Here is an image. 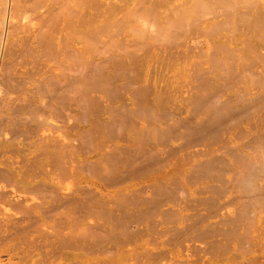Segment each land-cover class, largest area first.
<instances>
[{"label": "bare ground", "instance_id": "1", "mask_svg": "<svg viewBox=\"0 0 264 264\" xmlns=\"http://www.w3.org/2000/svg\"><path fill=\"white\" fill-rule=\"evenodd\" d=\"M91 2L94 3L93 1ZM236 2H238V0H235L234 4ZM88 3H90V0H11L8 15H6L7 10L5 8L0 14V264H132L131 260L121 257L120 251L116 252L111 250V246L107 245L109 241L108 239L105 240L99 236L96 230L99 227L102 228V221H87V214L84 210L79 209L78 212L76 207H71L69 203L76 202L86 204L89 201L92 204H96L95 201H97L98 203L101 202L100 204L103 205L106 210L110 208L114 209V211H121V214L125 215L126 213L127 215H130V213L125 211V206L129 200L132 201V186L127 185L126 188L130 189V192H126V189L120 184L126 179L125 175L131 178L132 170L134 174H138L144 170L147 172L144 176H147L148 173H150L149 171H154L153 174H157L162 170L165 172V175L162 176L171 177L170 183L172 186L174 185V187H177L176 184L179 183V188L183 187L186 189L191 184L190 182H192H189L191 170L190 172L188 171L190 176L184 180V184L176 182L178 179L175 178L176 175L181 174V171H184L181 169L185 167L186 164H190V167L194 166L195 168L198 166L197 170L194 168V170H196L195 172L198 170L201 171L202 168L201 165H199L201 163L198 161L200 160L198 158H200L201 155H205V159L207 157L206 160L208 161L207 163L205 160L206 164L202 162L203 160L201 161L205 164V166L202 165L204 169H206V166L209 167L207 164L212 165V162H218L219 164L222 161V158H224L221 156L223 154H219L220 156H218L217 153L212 154L214 150L222 148V151H227V145L231 142V140L243 142V140L246 139L244 138L246 135H248L247 139L252 140V138H249V135L251 136L252 134L249 133L259 127L261 128V126L264 125V85H262L264 75H261V78H263L262 81L258 79V76L257 80L256 76L252 74L254 72L256 74L254 67H258V65L259 69H256L259 70V73L257 72L256 75L261 74V62H264L262 49V56L257 55L259 52L255 51L259 50L257 48L256 50L251 43L250 45H252L255 50H252L253 48L249 50H251V53H255L256 55H253L254 58H250L248 57L249 55L245 54L250 47L248 44L249 42L247 43L248 45L246 44L247 41H244L246 46H243V44L241 45L242 48L245 47V49H247L244 51L240 50L242 48L237 47L236 43L235 46L227 44L229 45L228 47H230V50L227 45L225 46V44H220L223 47H220L217 44L219 48L215 44V47L213 48L217 47L215 50H217L218 53L221 50H224V48L229 50L224 54L226 55L225 57H229H218L223 60H218L216 63L217 60L215 62L213 60L215 59L213 53L206 56V58H204L205 60L203 59L204 56H202L204 53H200L202 54L200 55L202 56V59H200L202 61L197 62L199 60L198 59L197 61L192 62L188 60L189 58H187V62H190L187 66L190 67H187V70H185L184 68H179L178 64L179 60H183L185 57L186 50H180L182 52H175L173 49L174 43L173 45L169 43L165 44L162 40H159V43H157L158 41L154 39L153 43L156 42L155 44H158V48L160 47L159 49L162 51L160 56L156 55V52H154L155 54L149 53L146 48L147 52L144 50L145 54L143 53L144 56L146 55L145 57H135V59L133 57L132 60V48H127L129 46L126 47L123 45L124 48L121 49L122 45L119 47L117 45V49L114 47L115 45L112 47V41H107V39H105V41L104 39L101 42L99 41L101 40L99 37L104 34V37L107 36L106 38H109L110 33L107 32H110V30L107 31L108 28H104L100 33L90 31L91 27L95 25L93 21L94 19L97 20V16H93L94 19L92 20L90 18L91 21L88 20V17L85 14L88 8H90L89 5L91 3L89 5ZM96 3L98 4L97 1ZM99 4L101 5V3ZM240 4L242 5V3ZM96 5L92 6L96 7ZM84 6L87 9H85ZM251 6L253 5H249V7ZM240 8L243 7L240 6ZM246 10L249 11L247 8ZM223 12L226 14L225 15L223 13L225 18L222 16L225 21L222 20L221 23L220 19L222 18H220L218 20L220 23L217 24V26L214 25L216 26L214 29L211 26L212 28H209L210 31H207L211 32L213 29V33L219 32L224 35L222 31L227 32V30L229 31L231 28V32L233 33L235 30H240L241 32L243 31L242 33L245 34V36H248V38H245L244 40L249 41L250 39H253L255 40V43L253 44L257 43L260 47H264V36H256L255 34L256 31L258 32L261 30V33L263 32L261 28L264 27V23H259L260 21L256 22L257 19L254 21L251 16L253 15L251 10L249 11L251 15L249 13L248 15L252 17V20H250L251 17L247 14H245L247 16H239V14L235 16L234 14L231 15L232 17L230 18L231 13L227 11ZM220 15H222V13ZM6 17L8 18V21H6L7 27H4ZM248 17L250 18L248 19ZM215 21L218 23L217 20ZM193 26L196 28V25ZM193 26L191 27L190 25L188 27L189 29L185 28V26L184 28L188 30L185 33L187 34L190 32L189 34H191V29H194ZM180 29L182 30L183 28H179L178 30ZM199 29H197V31ZM181 30L176 32L177 36L174 33V36L177 38L182 35L181 38L185 39L183 36L186 34L183 33L184 35H178V32L182 33ZM202 31L203 30H201V32ZM169 32L170 36H172L171 34H173V31L172 33L171 31ZM101 33L103 34L101 35ZM233 33V36L231 37L232 39L235 37ZM193 34H195V32H193ZM200 35L204 38L203 34ZM230 35V32L225 33V37L223 39L228 40ZM88 37H92L91 40L94 37L96 40L98 38L97 43L99 44L100 42V47H98L99 45L94 46L97 43L92 45L88 42ZM171 38H173V36ZM176 38H174L175 40H171L175 41V45L177 44ZM193 39L196 42L194 37L192 40ZM180 41L181 39L178 40V42ZM228 41L229 43L232 42L231 40ZM106 42H108V44ZM195 42L191 41L190 44L194 43L192 44L194 46L198 43ZM92 43H94V41H92ZM110 43L111 45L109 46ZM155 44H153L154 47ZM198 44H200V42ZM150 45L153 47L152 44ZM193 46L191 47L194 49ZM197 46L200 47L199 45ZM204 46L206 47L208 45ZM198 47H195V49ZM192 48L191 50H193ZM200 50L202 49L200 48ZM236 50L237 52H235ZM242 54L246 55V57L244 58V55L242 56ZM232 56H235L233 57V60H231ZM236 57H241L240 59L242 61L240 60L239 62H242V66L245 65L246 70H249L250 65L252 66L250 71L254 70V72L251 71L249 73H251L253 77L255 76L257 83L254 82L255 79L252 76L253 81L251 82L253 83H248L250 77L246 82L244 74H246L248 70H245V73L239 76L238 72H234L235 74L233 73L232 76H226L229 79L228 80L226 77L223 79V76H225L223 75L225 74L223 71L225 69H220L223 74L220 75L222 78L219 76V73L216 72V69H218L216 66L219 65L218 63L222 62L225 65L224 62L227 63L228 58H230L232 63L233 61L236 63L239 59H236L237 61L235 62L234 58ZM225 59L227 60L225 61ZM135 60L136 63L135 65L133 64V66H136L134 70L136 73L133 74L132 62ZM111 62L114 64L112 65L114 67L113 73H111V76H107V78H105L102 74L104 71L103 69H106V67L109 66L108 64ZM161 63L164 64V67H157L158 64L160 66ZM240 63H238V65H240ZM115 64H118V70L120 71L114 73L116 68ZM215 64L218 65L214 66ZM126 65L129 67L127 69H123ZM224 65L222 67H224ZM174 67L176 69H174ZM218 67L222 68L221 65ZM232 68L235 70L234 67ZM240 68L241 66L239 69ZM229 76L234 78V80L232 78L230 79ZM108 78L116 81V87L119 89L118 91L120 93H118L119 96L126 93L128 96V100L126 102H122L120 97L116 99L109 95V89L106 85L108 80L105 82ZM147 82H150V85ZM134 84L138 85V88L134 87L135 90L132 89ZM177 84H179V88ZM175 94H177L180 98L179 101L170 103L169 99L176 96ZM198 94H200L201 97ZM196 96H199V98H196ZM132 97L133 99L135 98V100H133ZM215 97L217 99L216 103V100L214 101ZM218 99L220 102H218ZM196 102L202 104H198L199 106H197ZM191 105H193V107H191ZM185 107L190 108L189 110H186L187 114H189L192 118H198L201 125L202 123L207 126L211 124L208 129L213 126L212 128L214 129V133H212V129V132L210 133L204 131L205 135L209 137L198 138L196 140L194 139V146L192 145L193 142L189 141V139L188 141L192 142V146L188 143V141L183 140V143L180 142L182 145H179L186 151L178 146L177 148H179V150L181 149L182 152L178 154L179 150H177L176 147H174V149L172 147L167 149V145L169 146V141H171L168 137L172 134L174 135V137L172 136L173 138H171L172 140L174 138H178L177 140L181 139L182 134H180V136L179 133L183 132H179V126H182V123H186L181 119V114H185ZM216 110L219 112L222 111L223 113L225 112V115L227 116L228 114L231 115V120L226 118L223 121L224 116H221L222 118H220L221 114L219 112L218 114ZM169 111L175 113V116L173 117L174 114L172 113L171 117ZM211 113L216 116L209 119L212 115ZM208 114H210L209 117ZM140 115L142 116L140 117ZM217 115H219L218 119L216 118ZM115 121L116 123H120L118 127H122L120 133H118L116 129L112 130L113 126L109 125L113 124ZM88 123L89 128H87ZM219 125L221 126V129L218 128L219 130H217V128H214ZM193 127H195V125ZM176 128H179L177 136H175L176 133H174ZM188 132L189 131H187V133ZM253 134L255 135V132ZM160 135L163 137L160 138ZM256 137L257 136H255V139ZM182 138L185 139V136ZM255 139L252 141H255ZM259 140L262 139L260 138ZM259 140L257 141L256 139L257 142H259ZM180 141H182V139ZM252 141H250V143ZM245 142L247 143V141ZM259 143H256L257 145L255 143L254 144L256 147H261L263 142L258 145ZM195 145L196 148L198 145H201L204 150L199 147L196 151L195 148L193 150H191L192 148L188 149L190 146L195 147ZM252 146V148H256L254 145ZM160 149L164 152L167 149V151L165 154L163 153L161 155V152H159L161 151ZM255 150L253 152L257 153ZM262 150V152H264V149ZM132 151L139 152L141 157L132 158ZM262 152L259 153L258 156L262 155ZM143 153H146V155ZM214 154H216V156ZM167 155L168 157L172 156V158H170L175 160V163H172L173 165L171 167H168L169 163L167 165L169 160L171 164V159H168ZM237 155L236 158L233 159L234 155L232 154V160H237ZM258 156L256 155V157ZM229 157H231V154ZM241 157L240 159L243 158ZM263 157L261 156V158ZM259 158L260 157L256 159ZM240 159L238 158L236 162ZM225 162L226 160L224 163ZM240 162L241 161H239V163ZM195 163L198 164L195 165ZM224 163L222 164L221 162L222 166H224ZM226 163L228 164V162ZM121 165H126L128 169L120 172L118 168ZM225 166L232 169L233 173V167L231 168L228 165ZM190 167L189 169L193 168ZM199 167L200 169H198ZM227 167L224 168L226 171L223 170V173L228 171V173H231L230 169H226ZM218 169L221 168H217V170ZM249 169L253 170L254 168H248V171ZM204 171L210 173L208 170ZM204 171L202 169L203 173H200L203 177H200L199 175L201 179L207 177L206 175H209L204 173ZM245 172H247V170ZM216 173L218 172L216 171ZM225 173L222 175L224 176ZM211 174L210 178L212 176ZM241 174L239 175L243 177V174ZM222 175H220L221 177L219 176L220 179H222ZM185 177H188V175ZM193 177H195V175ZM193 177L190 180L196 182L197 180ZM252 177L253 179L256 178L255 180L260 179L259 175L258 177H254V175H252ZM196 178L198 177L196 176ZM208 178H206L207 181ZM262 178H264V176ZM215 179L216 178L213 177V180ZM253 179L252 181L247 179L249 181L248 184L254 182ZM88 180L96 181L99 185H101L100 188L106 189L105 197L102 198V201L95 200L93 195L96 190L88 185ZM222 180H215V184L218 182L225 183L224 181L226 180ZM240 180L243 179L241 178ZM231 182L229 183L232 184ZM223 183H220V186L223 187ZM215 184L213 185L215 190H211H214L216 195H218L219 192L217 191V193L216 190L218 189L222 192L221 189L223 188L221 187L219 189ZM232 185L234 186V184ZM209 186H212V184ZM254 186L253 188L246 190H244L243 186L242 192L240 190L242 194L239 192V194H241L239 196H249L251 198L253 195V197H258V194L264 192V182L259 183L255 187ZM174 187L169 189V192L167 188L161 187L147 193L150 198V211L152 213L159 207V203H155L154 200H152L155 195L154 193H157V195H166L168 198L173 199V202L175 203L174 213L176 212V215L173 217V213H168V217L170 214L173 219L172 217L167 218L166 215L165 217L167 221H164L163 218L165 217H163L162 219L160 218L161 223L167 222L165 224H168L170 219H172V224L173 222L178 223L181 221L182 217H180V214L178 213H183L180 204L184 201V199L181 201L178 197L176 199L174 195L182 188L179 189L177 187L179 189L178 190ZM228 187L229 185L224 187V190L227 188V192H224L223 190L224 194H222L223 192L220 193L222 196L219 194L221 197L219 196L220 198L218 200L217 198H214L215 200L213 199V201H211L212 204L209 200H212L213 197L210 196L212 198H207L208 202L211 204H209V208L211 207V213L221 217L224 222L227 221L225 217H229L231 214L230 213L224 217L223 215L226 213H224V211H231L229 208L233 203V198L238 196V194L237 196L229 194ZM174 190L177 191L175 192ZM187 190V193H184L186 190H182L184 193H182V196L186 194L188 195H186L187 197L185 196L186 198L193 196L197 191V189L191 188ZM243 197H237L236 200L238 199L237 201L244 202V198L248 199V197ZM255 199L252 198L253 202L251 203L254 205L249 204V207L255 206V203L258 201L256 200V202H254ZM258 202L256 204H258ZM96 206L99 207V204ZM252 208H250V211ZM247 209L248 207H246V210L244 208L245 212H249V209ZM243 212L244 211L242 210V215L244 214ZM239 213L236 217L241 215L240 211ZM252 213H256V211H251L249 215L248 213L246 215L250 217V214L252 215ZM118 214L116 213V215ZM106 215L109 216L108 214ZM260 216L262 215L260 214ZM236 217H230V219L233 220V218ZM230 219L227 221L228 223L230 221V224L234 222L233 225H235L238 222H231ZM241 219L239 220L241 221ZM199 220L200 221L198 222H203V220ZM248 220L252 222L253 219L248 218ZM261 220H263V218ZM250 221L248 222V224L250 223L249 225H251ZM170 222L168 224L169 226L171 225ZM263 223L264 222H262V224ZM187 224L184 225L187 226ZM198 225H200V223H198ZM183 226L180 228L182 229L181 232L185 231V229L192 228L190 226H188L189 228H185L184 226L185 229H183ZM207 226L204 227L206 228ZM172 227L174 226H170V231L176 230L174 228L177 226L174 228ZM180 229H177V231L179 232ZM207 230L209 231V229ZM208 231L206 233H208ZM160 232L162 231L160 230ZM171 232L170 234H172ZM178 232L174 234H179L180 236L181 232ZM210 232L212 231L210 230ZM164 233H167V230L160 233L162 235H159L158 237H160V239L166 238L163 235ZM206 233L205 235H202V237L195 234L194 236H197L198 238L201 237L199 238L200 241L203 236L206 237ZM183 234L184 233L181 235L183 236L182 239L187 233L185 232V234ZM214 234L215 233H213V235ZM165 235L168 237L169 234ZM233 235L235 236V233ZM242 235L243 234H241V236ZM260 235H262V233ZM110 236V239L118 238L117 234H112ZM152 236L154 237L153 234ZM169 236V238L172 239L171 235ZM187 237L184 238L185 244ZM205 237L203 239H205ZM255 237L257 238V235H255ZM155 238H157V236ZM169 238L166 239L169 241ZM166 239L164 242H168ZM171 239L170 241H173ZM190 239L191 238H189V240ZM246 239L247 237L244 240ZM248 240L246 241L249 244L251 239L249 238ZM197 241L198 240L194 241L196 242V244L194 243L195 245L199 243ZM240 243L241 241L239 242L241 247V244H244V242ZM181 244H183V242ZM190 244H193V242ZM224 244L225 243L222 245L224 246ZM183 245H180V247H183ZM184 247L186 248V245ZM188 247L189 245L187 248ZM240 247L239 249L245 247V244L243 247ZM192 248L190 250L193 251L194 254L197 253V251L194 252ZM182 249L185 250L184 248ZM193 249H195V247ZM223 250L224 251L221 249L223 253H226L225 249ZM226 250L228 252L230 251L228 248ZM188 251L189 249H187V252ZM195 255L192 254V256ZM192 256L190 255V257ZM185 258L187 259L188 256H185ZM252 258L254 259V257Z\"/></svg>", "mask_w": 264, "mask_h": 264}, {"label": "rangeland", "instance_id": "2", "mask_svg": "<svg viewBox=\"0 0 264 264\" xmlns=\"http://www.w3.org/2000/svg\"><path fill=\"white\" fill-rule=\"evenodd\" d=\"M91 1H93L94 3H92ZM96 1L98 2V4L96 3ZM220 1L225 3V4L221 3ZM234 2H235V0H234ZM234 2H233V0H230V1L229 0H209V1L208 0H170V1L169 0H90L91 4L88 3V5L90 4L91 6L89 5L90 8H88L87 12L85 10V12H86L85 14L88 17L89 21L94 19L93 16H97V20L94 19V21H93L95 23V25L93 24L94 26L91 27V30L89 29L90 31L95 32V33H100L104 28H108L107 31L110 30V32H107V33H110V35H111V36L109 35L110 39L106 38L107 36L104 37L105 34L102 35L103 33H101L102 36L99 37L101 39V40H99L100 42L103 39H104V41H105V39H107V41H110V42L112 41V44H113L112 47L115 45L114 47L117 48V45H118V47L120 45H122L121 49L124 48V46H126V47L129 46L127 48H132V60H133V57H134V59H135V57H137V58L145 57L146 55L144 56V54H145L146 48H147V51L149 53L156 52V55L160 56L162 54V51H161V49H159L160 47L158 48V44H155L156 43L155 41H154L155 43H153L154 39H156L158 41L157 43H159V40L160 41L162 40L165 44L169 43V44L173 45V43H174V45H175V41H174L175 39L174 38H176V37L174 36V33L176 34L177 31H180L181 29L178 30L179 28H183L181 30L182 33L178 32V35L179 34L181 35L183 33L186 34L185 32L188 31L185 28L189 29L188 27L190 25H191V27L193 25H196V28L193 26L194 29H191V31H192L191 34H189L190 32L187 33L186 35L183 34L184 35L183 37H185V39L181 38L182 35L180 37H177L176 38L177 39L176 40L177 44L175 46L173 45V49H174L175 52H179L180 50H182V51L186 50L185 51L186 52L185 57L183 58V60H179L178 67L179 68H184L185 70H187V67L188 68L190 67V66H187L188 63H190L189 61L194 62V61H197L198 59L199 60L197 62L202 61V60H200V59H202V56H204L203 57V59H204V58H206V56H208V55H210L212 53H213V55L215 57V59H213L214 62L217 60L216 61V63H217L218 60L219 61L223 60V59H219V58H221V56H222V58H224L226 56V55H224L225 52L230 50L229 49L230 47H228L229 45H227V44L235 46V43H236L237 47H241L242 48L241 45L243 44V46H244L245 45L244 43L247 41L246 44L248 42H249L248 43L249 45L252 43L253 47L255 49L257 48L259 50V51H255V52H259V54L257 53V55H261L263 53L262 55L264 56V47L263 46L260 47L257 43L253 44V43H255V40H253V39H250L249 41L248 40H244L245 38H248V36H245V34L242 33L243 31L241 32L240 30H238V31L235 30V32L233 33V32H231L232 28L229 29V31L227 30V32L231 33V35L228 38V40L232 41L231 43H229L228 40H224L223 39L225 37L224 36L225 33H227L226 31H222V33L224 35H222L219 32H215L216 34L212 32V30L217 26V24L220 23L218 20L220 18H222V16H223V18H225V16L223 15V13L225 14V12H223V11H227V12L231 13L230 14V18H231L232 17L231 15H234V14H235V16H237V14H239V16H244L245 14L248 15L249 11L251 10V13L253 15H251L250 13L249 14L253 17V20L255 21L257 19L256 22L260 21L259 23H264V20H263L264 19L263 18L264 17V0H238V2H236L235 4H234ZM255 2H258V3H255ZM99 3H101V5ZM240 3H242V5ZM10 4H11V0H6V1L5 0H0V14L3 12V10L5 8L7 10V12H6L7 14L6 15H8V11L10 9ZM96 4L99 5L100 7L97 6ZM92 5H96L97 8L95 6H92ZM204 5H205V7H204ZM217 5H219V6H217ZM239 5L241 7H243V8H240ZM249 5H253V6L249 7ZM85 6H87V5H85ZM85 6H84V8H85ZM92 7H93V9H92ZM94 8L97 9V10H95ZM246 8L249 9V11H247ZM255 8L260 9L261 11L255 9ZM85 9H87V8H85ZM226 9H228V10H226ZM204 10H206V11H204ZM252 10H253V12H252ZM240 11H243L244 13L240 12ZM220 12L222 13V15H220L221 14ZM127 13H129V14H127ZM247 15H245V16H247ZM250 15H248V16H250ZM250 17H248V19ZM252 17H251L250 20H252ZM90 18H91V20H90ZM223 18L220 19L221 23H222V20L225 21V19H223ZM215 20H217L218 23H216ZM6 21H8L7 17L5 18L4 27H7V22ZM214 25H216V26H214ZM211 26L213 27V29L211 30V32H209L210 31L209 28ZM197 29H199V30L197 31ZM261 29L263 31L262 32L263 34L261 33V30L259 29L260 31H258V32L256 31L257 33L255 32L256 36L257 35L258 36L259 35H263L264 36V27L261 28ZM183 30H184V32H183ZM201 30H203L202 32H204V33H202ZM207 30H209V31H207ZM169 31H171V33L173 31V34H171L173 36V38H171L172 36H170V32ZM193 32H195V34H193ZM197 32H199L200 34H203L204 38H202V36L199 33H197ZM232 33L235 36V37H233V39L231 38L233 36ZM192 34H193V36H192ZM176 36H177V34H176ZM199 36H201V37H199ZM193 37L195 38L196 42L194 41V39L192 40ZM91 38L88 37V42H90L92 45H94V44H96L98 42L97 41L98 38H97V40L95 39V37L92 40H91ZM172 39H174V40L171 41ZM180 39H181V41L178 42V40H180ZM182 39H183V41H182ZM189 40H191L192 42H195V43H197V42L199 43L200 42V44H202V45L197 43V44H195L193 46L192 44H194V43L190 44L191 41H189ZM92 41H94V43H92ZM209 41H210V43H209ZM100 42H99V44H100ZM106 43L108 44V42H106ZM183 43H184V46H183ZM99 44L97 43L94 46H97ZM129 44H131V45H129ZM150 44H152L153 47H151ZM153 44H155V47H154ZM215 44H216V46L219 45L220 47L222 46L220 44H223V45L225 44V46L227 45L229 50H226L224 48L225 51L224 50L220 51L218 49L221 52V53L220 52L218 53L217 50H215L217 47L213 48V47H215ZM110 45H111V43L109 44V46ZM172 45H171V47H172ZM197 45H199L200 47H198ZM204 45H208V46L205 47ZM252 45H250L251 48L250 47L248 48L249 52L246 51V53H245L246 55H249L248 57H250V58H254V56L256 55L255 53H251V50H249V49L253 48ZM156 46H157V48H156ZM191 46H193L194 49ZM219 46H218V48H219ZM98 47H100V45ZM190 47L193 50H191ZM195 47H198V48H196L197 50L195 49ZM150 48H151V50H150ZM200 48L203 51L200 50ZM254 48L252 50H255ZM261 49L263 50V52H262ZM240 50L244 51V50H247V49H245V47H244V48H242ZM182 51H180V52H182ZM195 51H198V52H195ZM212 51H214V52H212ZM118 52H121V51H118ZM157 52H158V54H157ZM189 52H191V53H189ZM235 52H237V50ZM252 52H254V51H252ZM200 53H204V54L202 55ZM194 54L196 56V60H195ZM198 55L199 56L202 55V56L199 57ZM243 55L244 54H242V56ZM246 55H244L243 57L245 58ZM227 57H229V56H227ZM227 57H225V58H227ZM233 57H235V56H232L231 60H233ZM137 58H136V60H137ZM187 58H189L188 62H187ZM191 58H192V60H191ZM240 58L241 57L234 58L235 62L237 61L236 59H238V62H236V63H234V61L232 63L230 58H228V62H227L228 64L226 62H224V61L223 62L225 63V65L222 62H220L221 64L218 63L219 65H221V67L224 65V67H222V68L218 67L219 66L218 64H215L214 66L218 65V66H216L218 68V69H216V72L219 73V76H220V75L223 74L221 70L225 69L223 71L225 73V74H223V75H225V76H223V79H225V77L228 76V75L232 76V74L234 72H238V76L244 74L246 69H245V65L242 66L243 65V64L241 65L242 62L241 63L239 62L241 60ZM136 60L132 62V66H133V64L135 65ZM226 60L227 59H225V61ZM238 63H240V65H238ZM202 64L204 65L203 62H202ZM108 65L109 66H107L106 69H103L104 71L102 73L105 78H107V76H111L112 75L111 73H113V70H114V67L112 66V65H114L113 62L109 63ZM115 65H116V68H115L114 73L117 72V71H120V70H118V64H115ZM228 65H232V66H228ZM261 65H262L261 66L262 69H260L261 70L260 71L261 74L256 75L257 72L259 73V70H258L259 69L258 68L259 65H258V67L257 66L254 67V69L256 70V74H255L254 70H251L252 72H254L252 74L256 76V79L259 77L258 78L259 80H262L264 78V77L261 78L262 77L261 75H264V71H262V70H264V62L263 61L261 62ZM240 66H241L242 69L241 68L239 69ZM128 67L129 66L126 65L125 67H123V69L124 68L127 69ZM133 67H132V73L135 74L136 71H134V70H135L136 66H133ZM157 67H159V68L162 67L163 68L164 64L161 63L160 66L158 64ZM232 67H234L235 70ZM250 68L252 69L251 65H250ZM250 68H249V70L247 69L248 70V72H246L247 75L244 74L246 82H247V80L250 77V79L248 80L249 84L253 83V82H251V81H253V79H252L253 75L251 73H249V72H251ZM256 68H258V69H256ZM174 69H176V68L174 67ZM231 70H233V71H231ZM236 75H237V73H236ZM230 76H229V78L231 79L232 77H230ZM255 76L253 77L254 79H255ZM220 77L222 78V76H220ZM109 78L105 80V82L108 80V83H106V85H107V87L109 89V95L113 96V98H116V99H118L120 97V100L122 102H126L128 100V96L126 95V93L123 94L122 96H119L118 95V93H119L118 90L119 89L116 87V81L114 79H109ZM232 79L234 80V78H232ZM255 80H254V82L257 83V80L256 81ZM262 81H259V82H262ZM147 83L149 84L150 82H147ZM106 85H105V87H106ZM177 85H178V88H179L180 87L179 84H177ZM262 85H264V81H263ZM137 86H138L137 84H134L132 89L135 90L134 87L138 88ZM199 88H201V87H199ZM200 94H198V95L200 96ZM175 95L176 96H173V97H171L169 99L170 103H172L174 101H179L180 98L177 96V94H175ZM199 96L198 97L196 96V98H199ZM132 99H133V97H132ZM133 100H135V98ZM196 101H197V99H196ZM214 101H215V103L217 102L216 97L214 98ZM198 102H199V99H198ZM198 102H196L197 106H199L198 104H200V105L202 104V103H198ZM218 102H220L219 99H218ZM191 107H193V105H191ZM187 109L189 110L190 108L185 107V114H183V113L181 114L182 115L181 119L183 120V122H186V123H182L183 125L179 126L180 129L178 128L179 132L181 131L183 133H179L177 128H176L177 131L176 130H175L176 132L174 131V133H176L175 136H177L178 133H179V135L182 134V137L185 136V139L181 137L182 141H180L181 139L177 140L178 138L177 139L174 138L177 141H175L174 139L172 140L171 138H173L174 135L171 134L168 137V139L171 140V141L168 140L169 144L171 146L167 145V149L170 148V147H172L173 149H174V147H176L177 150H179V148L183 149L179 145V144L182 145V143L184 142L183 140L188 141V139H189V141L193 142L194 139L196 140L198 138H203V137H207L208 138L209 136H206L204 131H206L207 133L208 132L210 133V132L213 131L212 133H214V129L212 128L213 126H211V128L208 129V127L211 125L210 123H209L210 125L208 124L209 126H207L204 123H202V125H201L200 122L198 121V118L197 119L196 118H192V117L189 116V114H187V111H186ZM156 111H158V110H156ZM216 112L218 113L219 111L216 110ZM221 112L222 111L219 112L221 114L220 118H222L221 116H224L223 117L224 118L223 121L226 118L230 119L231 115L228 114V116H229L228 117L227 115H225L226 114L225 112L224 113L223 112L221 113ZM172 113L173 112L169 111V114H170L171 117H172ZM173 114H174L173 115V117H174L175 113H173ZM211 114H212L211 116H210V114H208V117L210 116L209 119L214 118V116H216L213 113H211ZM141 116L142 115H140V117ZM218 117H219V115H217L216 118L218 119ZM212 120H214V119H212ZM117 122H119V121H117ZM119 124L120 123H116V121H115V122H113V124H109V125L113 126V127L111 126L112 130L116 129V131L118 133H120L122 127H118ZM194 125H195L196 128L193 127ZM262 126H261V128L259 127L260 130L258 128L256 130L251 131L249 134H252V135L251 136L249 135V138H252V140H254L255 136H257L256 137L257 141L261 138L262 140H259V142L260 143L263 142L262 143L263 146L261 144V147H259V146L256 147V145H257L256 143H259V142H257L256 139H255V141L247 139L248 135H246L244 138H246L247 140L243 138L244 140H243V142L241 141L242 143L239 142L238 140L237 141H232L231 140V142H229L228 145H227L228 150L227 151L225 150L226 152L222 151V148L219 149V150L216 149V150H214V152H212V154L213 153H217L218 156L223 154V155H221L222 157H224V158L221 157L222 158V161H221L222 164L224 163L225 160H226V162H228V164L225 162L226 164L224 163V166H222L221 162L219 161L220 162L219 164L223 168L218 164V162L217 163L216 162H214V163L212 162V165L211 164H207V165H209V167L206 166V169H204L203 166H205V164H206L205 160L207 159V157L205 159V155L204 156L201 155L203 159L201 158V156H200V158H198V159H200L198 161L201 163L199 165H201V168L203 169V171L204 170H208V172L210 171V173H207V171H204V173L209 174V175H206L207 177L202 178V179L200 178V177H203V176L200 175V173L202 172V169H201V171L198 170L199 171V172L197 171L198 173L195 172L197 170L198 166L196 168L194 166H192L193 167L192 168V167H190L191 166L190 164L189 165L186 164L187 167L185 166L182 169L180 168L181 170H184V171H181L180 172L181 174H178V175L175 176V178H177L179 180L178 181L176 179L177 180L176 182H180V184L181 183L184 184V180H186V178H189L190 175H191L190 179L195 175V177H193V178H195V180H197L196 182H193V180L189 179V182L190 181H192V182H190L191 184L186 189L183 188V187H180L182 189L179 190L180 189L178 187L179 183L176 184L179 189L177 187H174V185L172 186L171 183H170L171 177L162 176V175H165V172H163L162 170L159 173H157V174H153L154 171H152V172L149 171L150 173H148L147 176H144V174L147 173L144 170H142V171L140 170L141 172H139L138 174H134L133 170H132L131 178L128 177L127 175H125L126 179L120 184L121 186H123L126 189L125 190L126 192H130V189L126 188L127 185H131L132 186V201L129 200L126 203V206H125L126 207L125 211L130 213V215H127L126 213H125V215L121 214V211H116V210L114 211V209H110V208H108L106 210V208H104V206L100 204L101 202L98 203L97 201H95L96 204H92V203H90L88 201L86 204L73 202V203H69V205L71 207H76V210L78 212H79V209L84 210V212L87 214V219H88L87 221H92V220L93 221L94 220L102 221L103 222V225H101L102 228L99 227L96 230L97 233L99 234V236L101 238H104L105 240L108 239L109 241H108L107 245L111 246V250L116 251V252L120 251L121 252V257H124L125 259L131 260L132 264H264V233H263L264 232V223L262 224V222H264V217H263L264 216V192H262L261 194H258L259 195L258 197L257 196L253 197V195H252L251 198L249 196H244V197H248V199L247 198L245 199L243 196H239V195L242 194L241 192H242L243 188H244V190H246V189H249V188H253L254 185L257 186L259 183L264 182V178H262L264 176L263 175V173H264V162H263L264 161V157H263L264 152H262L263 151L262 149H264V132H263L264 131L263 130L264 129V125H262ZM87 128H89V123L87 125ZM214 128H217V130H219V129H221V126L220 125L218 127L215 126ZM211 129H212V131H211ZM191 130H192V132L194 134L191 132ZM76 131H74V132H76ZM187 131H189V132L187 133ZM203 132H204V134H203ZM252 132L253 133L255 132V135ZM197 133H199V134H197ZM189 134H191V135H189ZM192 135H193V138H192ZM161 137H163V136L160 135V138ZM189 141H188V143H190V145H191L192 142H189ZM245 141H247L248 144ZM250 141L254 142L256 145L254 143H252V142L250 143ZM180 142H182V143H180ZM260 143L258 145H260ZM193 144H194V142L192 143V145ZM195 144H197V143H195ZM245 145H246V147H245ZM252 145H254L256 147L255 149H257V150L252 148L253 147ZM178 146H179V148H177ZM191 146L188 149L192 148L191 150H193L195 148V151H196V150H198V147L202 148L201 145L200 146L198 145L197 148H196V145H195V147H191ZM243 146H244V148H243ZM161 148H162V146H161ZM167 149H166V151H167ZM181 149L178 151V154L182 153ZM199 150H201V149H199ZM202 150H204V149L202 148ZM254 150L257 151V153H254L253 152ZM184 151H186V150H184ZM159 152H161L160 153L161 155L163 153L165 154V152L162 151V150L159 151ZM261 152L263 154L258 156L259 153H261ZM143 154L146 155V153H143ZM230 154H231V157H229ZM232 154L234 155L233 159L236 158L237 154H239V155H237L238 156L237 160H238V158L240 159V157L242 156L243 158L241 157L242 159L239 160L241 162L240 163H239V161L236 162L237 161L236 159L232 160ZM214 155L216 156V154H214ZM256 155L258 157H260L259 159L261 161L259 159H256V158H258V157H256ZM209 156H208V158H209ZM261 156L263 158H261ZM135 157H141V155L139 154V152L132 151V158H135ZM170 157L172 158V156H170ZM170 157H168V155H167L168 159H171ZM168 159H167V161H168ZM174 161H175L174 159H171V164H170V160H169V162H167V165L169 163L168 167H171L173 165L172 163H175ZM201 161L203 163H205V164H203ZM231 161H233V162H231ZM196 162H197V160H196ZM206 162L208 163L207 160H206ZM198 163H195V165L198 164ZM253 164L254 165L256 164V165L254 166ZM225 165H228L231 168L233 167V173H232V169L228 168ZM212 166H213V168H212ZM249 166H251L252 169L253 168L254 169L253 170L249 169V171H248V168H251ZM189 167L192 168V169H189ZM210 167H211V169H210ZM225 167H227L226 169H228V170L230 169L231 173H228L229 171L227 170L228 172H226V173H228V174H226L224 172L225 175L223 176L222 174H224L223 170H225L224 169ZM194 168L196 170H194ZM217 168H221V169H218L219 170L218 171ZM126 169H128V167L126 165H121L118 168V170L120 172H123ZM198 169H200V167ZM190 170H191V172H190ZM215 170L218 173H216ZM246 170H247V172H245ZM188 171L191 174L188 173ZM255 171H256V173H255ZM241 172H242L243 175L241 174ZM186 174L188 175V177H185V176H187ZM192 174H193V176H192ZM210 174L212 175L211 178H210ZM215 174H219V175H215ZM239 174H241L243 177H241ZM199 175H200V177H199ZM220 175H222V179L226 180V181H224L226 184L223 183V182H218L217 183L218 185L215 184L216 183L215 180H218V181L222 180V179H220V177H221ZM237 175H239V176H237ZM252 175H254V177H258V175H259L260 179H258V178H257L258 180H255L256 178L253 179ZM149 176H151V177H149ZM152 176H154V177H152ZM196 176L198 178H196ZM204 176H205V174H204ZM208 176H209V178H208ZM213 177L216 178V179L213 180ZM235 177H236V179H235ZM206 178H208V181L209 180H211V181L208 182L206 180ZM217 178H219V179H217ZM239 178L240 179L242 178L243 180H240ZM247 179H250L249 181H252V179L254 180V182H251L252 186H251V183H249L250 184V186H249V184H248L249 181ZM88 181H87L88 185H90V187H93L96 190L95 194L93 195L95 200L102 201V198L105 197L106 189L100 188L101 185H99V183L96 182V181H93V180H88ZM227 181H228V183L231 182L232 184H234V186L232 184H230V183L228 184ZM220 183H223V187L220 186L221 185ZM207 184H209V185L212 184V186H209ZM214 184L219 189L222 187L223 188V189H221L222 192L224 190V187L229 185V187H228V193L229 194H231L233 196L234 195L237 196V194H238V196H237L238 198L239 197H243L244 198V200L242 198H240L241 200L244 201V202L240 201L241 203L239 201H237L238 199L236 200L237 197L233 198V203L234 202L235 203L234 204L232 203L231 207L229 208L231 211H228V210L224 211V213L226 212L223 215L224 217L231 213L230 215H232V216H230V215H229V217L227 216L229 219H230V217H236V215L238 216L239 211L241 212V215L239 217L233 218V220L230 219L231 222L235 221V223H236L238 221L235 225H233L234 222L230 224V221H229V223H228L227 221L229 219L227 217H225L227 219V221L224 222V221H222L221 217L216 216L215 214L211 213V211H210L211 207L209 208V206L212 204L211 201H213L214 198H217V200H218L222 196V194H224V192L227 190V188H225L224 192L222 193V192H220L217 189L216 192L218 191L219 194L220 193H222V194H220L221 196L219 194L216 195V193L214 192L215 188H213ZM161 187L167 188L168 192H169V189H171L173 187L177 188L179 191H182V190L185 191L186 190V192H184V193H187V191H188L187 189H190V188L191 189H197L196 193H194L193 196H189L190 199L186 198L188 196L187 194H186L187 196L186 195L182 196L184 194L183 191L182 192L178 191L179 193L177 192L176 194L174 193L175 194L174 196L176 197V199H177V197L181 201H183L182 199H184V201L181 202V204H180V206L182 207L183 213L182 212L178 213V214H180V217H182L181 221H183V222H181V221H179L180 223L179 222L178 223L173 222V224H172V219L176 215L175 214L176 212L174 213L175 203L173 202V199L168 198L166 195H160V194L157 195V193H154L155 195L153 194L154 198L152 200H154L155 203L158 202L159 203V207L157 209H155V211L153 213L150 211L151 204L149 202L150 198L148 197L147 193L149 191L157 190L158 188H161ZM211 189H214V190H211ZM145 190H147V191H145ZM237 190H238V192H237ZM240 190H241V192H240ZM211 192H213L214 194L211 193ZM239 192L241 194H239ZM260 195H261V198H260ZM210 196H212L213 198L210 197ZM209 197L212 198V200L211 199L209 200L211 202V204H210V202H208V199H207ZM96 198H99V199H96ZM252 198L253 199L257 198V199L254 200V202H256V200H258L260 202L259 203L257 201L258 204H256L257 202L255 203V206L257 205L256 207L255 206H251V207L248 206L249 204L254 205V204L251 203V202H253ZM246 201H248L249 203L246 202ZM97 204H99V207L96 206ZM258 205H259V207H258ZM246 207H248L249 212L248 211L245 212ZM235 208H236L237 211L235 210ZM244 208H245V210H244ZM250 208H252L251 209L252 212L256 211V213H252V215L250 214V217H249L246 214L248 213V215H249V213L251 212ZM242 210L244 211L243 213L246 216L244 214L242 215ZM235 212L236 213L238 212V213L236 214ZM116 213L117 214L120 213V214L116 215ZM168 213H171V214L173 213L172 214L173 217L169 214V217L170 218L172 217V219H170L171 222L168 220L170 222V224H171L170 226H174V227L177 226L176 228L172 227V228L176 229V230L173 229L174 231L171 230L172 232L169 230V228H170V226L168 225L169 222H168V224H165L167 222H164V221H167V219L165 217L166 215H167V218H169L168 217ZM106 214H108L109 216H107ZM181 214H182V216H181ZM260 214L262 216H260ZM163 217H165V218H163ZM178 217H179V215H178ZM247 217L249 219L252 218L253 219L252 222L250 220H248ZM160 218L161 219L163 218V220H164L163 222L164 223L160 222ZM237 218H238V220H237ZM262 218H263V220H261ZM199 219H201V221L203 220V222H198V221H200ZM239 219H241V221ZM249 221L251 222V225H249L250 223L248 224ZM157 222H160V223H157ZM198 223H200V225H198ZM184 224H187V226H185ZM196 224H197V226H196ZM183 225L185 226V228H189L188 226H190L192 228L185 229ZM181 226H183V229H185V231L181 232V230H182V229H180V228H182ZM193 226H194V228H193ZM204 226H207L208 228L207 227L206 228L209 229V231ZM177 229H180L179 232L177 231ZM160 230L162 232H165V230H167V233L163 234L164 237H166L168 239L170 237L169 235H171L172 239L169 238V241L166 238H161L160 239V237H158L159 235H162V234H160V233H162V232H160ZM186 230H188V231H186ZM210 230L212 232H210ZM207 231H208V233H206ZM260 231H262V232H260ZM170 232L172 234H170ZM176 232H178V233L181 232V235H182V233L185 234V232H186L187 234H185V235L183 234L185 236L184 238H186L188 236L189 238H191L190 239L191 241L187 237L188 241L186 239V244H185L184 238L182 239L183 236L180 235L181 236L180 237L179 234L175 235L174 233H176ZM233 232L235 233V236L233 235L234 234ZM236 232H237V235H236ZM156 233H157V235H156ZM205 233L207 234L206 237L203 236V238L205 237V239L202 238L199 241V238H201L202 235H205ZM213 233H215V234L213 235ZM244 233L246 235L247 234L248 235L246 236ZM261 233H262V235H260ZM112 234H117L118 238L110 239V237H111L110 235H112ZM152 234L154 235V237L152 236ZM165 234H169L168 237ZM173 234L175 235V237H174ZM194 234L197 235V236L199 235L201 237L198 238L196 236L198 238L197 239L194 236ZM241 234H243V235L241 236ZM155 235L157 236L158 239L155 238L156 237ZM255 235H257V238L255 237ZM192 236H194V237H192ZM230 237H231V239H230ZM234 237H236V238H234ZM246 237H247L246 240H248L249 238L251 239L249 244H248V242L246 240H244ZM193 238L194 239L196 238L195 240H198L197 242H199V243H197V245H195L196 242H194L195 240ZM232 238H234V239H232ZM241 238L242 239L244 238L243 239L244 241ZM165 239L168 242H164ZM170 239L173 240V241H170ZM226 239L228 240V242H227ZM239 239H241V240H239ZM192 240H194V241H192ZM240 241H241V243L244 242L245 247H243V245H244L243 243H242L243 245L240 243L241 247H243V248L240 247V245H239ZM154 242H156V243H154ZM182 242H183V244L186 245V248L184 247L185 245L181 244ZM189 242L190 243L193 242V244H190ZM223 243H225L224 246L226 245L225 248L222 245ZM180 245H183V247L182 246L180 247ZM188 245H189V247L187 248ZM237 245L241 249H239V247ZM191 246L193 248L195 247V249H193ZM205 247H206V249H205ZM226 247L230 250L229 252L226 250L227 249ZM182 248H184L185 250H183ZM191 248H192V250H194V252L197 251V253H195V254H197L198 256L195 255L193 253V251L190 250ZM187 249H189L188 252H187ZM221 249H222V251H224L223 249H225L226 253H223L221 251ZM244 249L246 250V252H245ZM184 251H186V252H184ZM184 253H186V254H184ZM147 254L150 255V256H148ZM187 254H190L191 256L193 254L195 256L190 257V255H187ZM218 254H219V256H218ZM220 254H221V256H220ZM184 255L188 256L189 259L188 258L186 259ZM252 257H254V259Z\"/></svg>", "mask_w": 264, "mask_h": 264}]
</instances>
